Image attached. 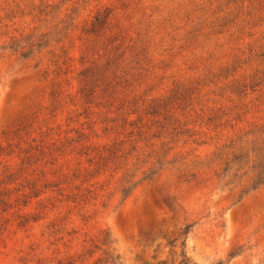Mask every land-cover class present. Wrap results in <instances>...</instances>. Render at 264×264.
I'll return each mask as SVG.
<instances>
[{"label": "rangeland", "instance_id": "374dc122", "mask_svg": "<svg viewBox=\"0 0 264 264\" xmlns=\"http://www.w3.org/2000/svg\"><path fill=\"white\" fill-rule=\"evenodd\" d=\"M105 235L264 264V0H0V264H98Z\"/></svg>", "mask_w": 264, "mask_h": 264}, {"label": "trees", "instance_id": "16d2710c", "mask_svg": "<svg viewBox=\"0 0 264 264\" xmlns=\"http://www.w3.org/2000/svg\"><path fill=\"white\" fill-rule=\"evenodd\" d=\"M15 48L16 47H14L13 45L10 47H7L8 51H10V52H15L16 51ZM21 57H26V53L22 52ZM127 184L128 185L123 186L121 188V191H120L123 198H125V197H127V195H129L130 190L134 186L132 184H129V182H127ZM112 244H113V241H111L109 239L108 235H105L103 237V239L101 240V243H100V246H102V248H104V249L101 248L103 256H102V258L98 259L96 263H98V264H120L119 256L117 254L113 253L114 249L110 250V246ZM95 248L100 250V247H95ZM180 264H186V263L184 262V260H181Z\"/></svg>", "mask_w": 264, "mask_h": 264}]
</instances>
